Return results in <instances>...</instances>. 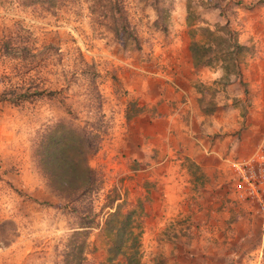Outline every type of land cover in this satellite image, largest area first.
<instances>
[{
  "label": "rangeland",
  "instance_id": "obj_1",
  "mask_svg": "<svg viewBox=\"0 0 264 264\" xmlns=\"http://www.w3.org/2000/svg\"><path fill=\"white\" fill-rule=\"evenodd\" d=\"M103 2L68 0L57 14L12 10L4 20L0 18V34H12L9 22L21 18L34 36L36 50L50 46L47 59L31 75L53 90L22 105L0 100V264H66L72 244L69 230L77 219L58 206L59 200L46 188L30 143L50 121L77 125L84 118L103 126L89 158L103 180V192L91 195L96 208L108 189L117 196L113 205L128 208L139 202L143 207L140 264H255L250 245L256 243V234L246 240L234 236L239 230L262 233L253 202L238 198L229 186L207 192L202 167L170 144L160 152L132 147L128 157L109 156L106 150L110 138L123 132V118L142 108H155L146 102L140 106L136 89L148 87L154 92L148 85L150 76L172 82L176 71L190 70L186 0H123L120 20L132 27L138 43L128 50L100 23L106 20L100 12ZM190 3L206 21H226L241 40L264 38V0ZM13 62L0 55V91L20 83L9 69ZM198 68L196 86L206 96L213 95L212 88L222 86L204 80L218 68ZM245 217H257L258 222H246ZM97 233L93 228L88 234L95 248L84 252L82 264H98L104 258Z\"/></svg>",
  "mask_w": 264,
  "mask_h": 264
},
{
  "label": "trees",
  "instance_id": "obj_2",
  "mask_svg": "<svg viewBox=\"0 0 264 264\" xmlns=\"http://www.w3.org/2000/svg\"><path fill=\"white\" fill-rule=\"evenodd\" d=\"M66 1L0 0V18L4 20V15H8L5 13L12 10L40 16L43 13L57 14ZM102 1L100 12L106 20L100 23L122 40L126 50L131 46L137 47L132 27L126 20H120L123 0ZM185 13L189 37L188 59L192 66L218 68L219 75L212 82L222 87L235 78L243 84L241 65L253 52L251 40L239 39L237 31L226 21L210 23L196 15L190 0H186ZM9 23L14 31L12 34H0V55L14 60L9 69L20 83L2 89L0 100L22 105L53 91L37 80L35 75H31V70L47 59L50 46L43 44L36 50L34 36L22 19L15 18ZM2 76L10 77V74L2 73ZM200 92L201 109L213 110L215 102L212 95L206 96L201 88ZM84 119L77 125L61 119L50 121L44 128L37 130L30 143L33 160L46 188L59 200L57 205L73 213L77 219L76 225L69 230L72 244L68 245L66 264H82L84 252L95 248L94 243L87 239L93 228H97L98 239L104 249V258L98 264H140L143 255V207L139 202L128 208H123L121 203L113 205L112 200L117 196L111 192L112 189H108L103 193L104 200L96 208L91 195L103 192V180L100 172L90 164L89 158L98 147L100 128L103 130V126L96 120Z\"/></svg>",
  "mask_w": 264,
  "mask_h": 264
},
{
  "label": "crops",
  "instance_id": "obj_3",
  "mask_svg": "<svg viewBox=\"0 0 264 264\" xmlns=\"http://www.w3.org/2000/svg\"><path fill=\"white\" fill-rule=\"evenodd\" d=\"M251 42L253 52L241 65L240 76L244 83L235 78L224 87H216L212 95L215 105L211 111L201 109V92L195 85L201 68L192 66L189 60L188 73L176 71L172 82L150 76L148 85H153L154 92L147 90L148 87L138 88L135 96L140 95V106L146 102L155 108L149 111L142 108L123 118V132L114 135L110 138L112 142L105 145L109 156L123 154L128 157L132 147L160 152L170 144L202 167L207 192L222 191L226 186L231 187L232 193L235 191L231 162L237 160L252 161L264 178V38ZM210 73L205 83H211L219 75V70ZM203 93L207 95V92ZM128 135L134 141H128ZM245 219L246 222H258L257 217ZM254 234L256 243L250 248L257 258L255 264H264V233L234 232V236L239 235L243 240Z\"/></svg>",
  "mask_w": 264,
  "mask_h": 264
},
{
  "label": "built area",
  "instance_id": "obj_4",
  "mask_svg": "<svg viewBox=\"0 0 264 264\" xmlns=\"http://www.w3.org/2000/svg\"><path fill=\"white\" fill-rule=\"evenodd\" d=\"M231 166L235 173L233 187L236 196L255 204L261 218L262 233H264V178L262 172L258 171L250 160H237L231 162Z\"/></svg>",
  "mask_w": 264,
  "mask_h": 264
}]
</instances>
